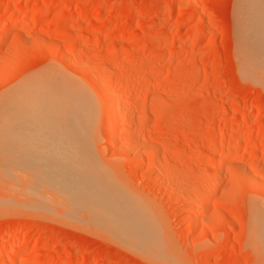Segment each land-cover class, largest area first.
I'll return each mask as SVG.
<instances>
[{
	"label": "rangeland",
	"instance_id": "374dc122",
	"mask_svg": "<svg viewBox=\"0 0 264 264\" xmlns=\"http://www.w3.org/2000/svg\"><path fill=\"white\" fill-rule=\"evenodd\" d=\"M236 1L0 0V33L21 22L0 47V101L44 74L78 84L96 115L85 156L148 209L179 264H264L253 238L256 217L264 218V86L240 71ZM99 82L119 96L117 143ZM220 119L228 126L216 134ZM10 128L0 124V264L14 256L15 264H154L77 210L75 221L48 198L38 208L24 184L19 193L10 173L28 143ZM207 153L209 161L198 160ZM219 167V176L206 177Z\"/></svg>",
	"mask_w": 264,
	"mask_h": 264
},
{
	"label": "bare ground",
	"instance_id": "6f19581e",
	"mask_svg": "<svg viewBox=\"0 0 264 264\" xmlns=\"http://www.w3.org/2000/svg\"><path fill=\"white\" fill-rule=\"evenodd\" d=\"M41 5L38 6H44V4ZM235 18L242 62L241 74L245 78L261 83L264 86V0H237ZM13 22L16 23H9L8 29L6 28V31L3 29V32L0 33V47L7 40L10 31L13 28H19L21 25H19L21 23L19 21L13 20ZM44 75L40 76L41 78L39 82H36L37 84L30 82L16 90L10 98L7 99L6 97L0 101V124L11 126L9 129V131L11 130L9 133L10 137L13 132V134H16L13 139L18 137V140L28 143V147L25 148L28 149V153L26 157L24 156V160L21 161V167L17 166L16 169L18 170L14 169V172L11 171L10 173V177L13 180L15 179L14 182L17 184L14 186H18V189L20 185L24 184L26 186L25 191H23L24 194L26 193L25 195L27 196L39 199V202L35 203L37 207L38 205L40 207L46 204H41V201L45 202L43 199L46 198L50 202L53 201V204L56 203L57 205H55L60 207L63 214L68 215V217L70 214L75 215L77 210L81 213L80 215L84 218V221L91 223L96 230L98 229L107 236L112 237L121 246L135 251L136 254L149 259L154 264H179L174 255L171 254L166 237H164L152 214L147 211L148 209L145 208L144 210L143 206L141 208L140 204L131 201L129 196L126 197V194L121 193L120 189L116 187L118 185L116 183L114 185L113 181L111 182V179L107 178L106 172L103 173L102 169L98 170L99 168L97 167H100L98 162L92 161V156L90 157L88 154V156H85L88 151L85 153L83 150H90L88 149L89 145L94 139L96 117V115L94 117V108L89 100L90 98L88 99L87 94L78 84L69 79L53 75V73ZM127 79L121 82L120 89L128 86L126 84ZM99 83L101 84V82ZM103 83L101 85L98 84L100 85L99 95L100 99H104L102 101L108 99L106 101L110 103L111 112L108 110V113L110 112L111 118L108 127L112 131L113 141L117 143L121 139V134H119L121 122L119 120L121 108L118 102L119 96L114 91V84L111 83L109 86H105V83ZM227 126L228 122L220 119L218 133L216 134L225 130ZM146 138L150 140L151 135L147 134ZM187 145L188 142H184L182 148L176 152V158L181 156L183 147ZM20 146L21 144L18 147ZM17 154H13L12 157L14 158V155L17 157ZM81 157L83 161H86L84 157H87V159L91 158V164L94 161L95 163L97 162L96 165L98 166L94 165L96 170L103 173L102 175L105 177L97 175L100 173L96 174L97 171L95 172L94 166L93 169L87 168L92 165L87 164V166L86 162L85 164L84 162L82 163ZM211 158L212 154L207 153L199 157L198 160L209 161ZM16 160L15 158L13 159V161ZM221 171L219 167L209 170L205 175L210 179L211 176H219ZM86 174L87 177L91 176L92 178V181H90L91 185L89 181L84 180L87 178L84 177ZM81 178L84 179L81 180ZM8 179L10 178L8 177ZM179 179L181 180L183 177L181 176ZM204 179L200 178L198 185L202 186ZM220 180V177H218L217 182L214 181L216 184L213 183V186H215H212L213 189L207 192L209 194H206L207 196H205L204 200L202 199L203 205L201 204V207L194 214L193 222L196 223L195 220L199 214L201 215V213L206 211V203L218 190ZM20 189H23L22 186H20L18 192ZM4 192L6 193V191ZM2 206L0 204V208ZM40 208L42 209V207ZM74 217L72 215L69 218L75 221L76 219L78 220L77 216L75 217L76 219ZM194 224L192 223V226ZM253 238L255 239L254 247L257 251V256L260 261L264 262V218L260 216L255 219ZM24 250L25 248L22 246L18 248L17 252L21 253ZM17 252L14 255H18L19 253L17 254ZM14 258L10 259L8 264H15Z\"/></svg>",
	"mask_w": 264,
	"mask_h": 264
}]
</instances>
